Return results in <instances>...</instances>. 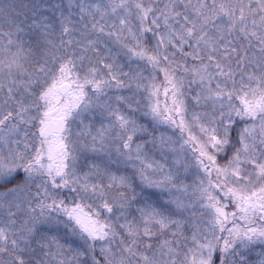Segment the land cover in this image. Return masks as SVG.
Listing matches in <instances>:
<instances>
[{"label": "snow or ice", "instance_id": "1", "mask_svg": "<svg viewBox=\"0 0 264 264\" xmlns=\"http://www.w3.org/2000/svg\"><path fill=\"white\" fill-rule=\"evenodd\" d=\"M68 7L58 42L47 18L29 25L42 48L25 47V22L0 31V252L10 264H101L97 248L103 264H264V0ZM14 10L0 0V16ZM42 228L62 235L40 244L50 259H29Z\"/></svg>", "mask_w": 264, "mask_h": 264}, {"label": "rangeland", "instance_id": "2", "mask_svg": "<svg viewBox=\"0 0 264 264\" xmlns=\"http://www.w3.org/2000/svg\"><path fill=\"white\" fill-rule=\"evenodd\" d=\"M37 4L39 3V5H37V8L34 12H31L30 15L31 16H39L37 19H35L36 21H40L42 18H47V22L50 23L52 26H53V29H54V32H53V36L49 37V38H55L57 39V42H58V39H59V33H60V24H59V20H60V16L61 14L63 13V15L67 16V14H65L62 10V6H53L54 4H50V8H47V11L46 13H43V10L41 12V8H43L41 6V3H43V0H34ZM45 2H55V1H60V0H44ZM61 2H63V5L66 3V5L69 6V4H73V5H76L78 3H80V0H61L60 1V4H62ZM85 2H89V0H85ZM245 3H247V0H244ZM68 10H69V7H68ZM71 12H72V19L73 21H78L79 20V10L78 8L76 7H73L71 9ZM79 26V25H78ZM90 27V25H89ZM4 31V30H3ZM31 33H34L35 36H42L41 38L44 40L45 37H44V33L42 32V30L38 29V28H34L33 31ZM68 38V37H67ZM43 46H44V43H43ZM108 47L111 49V52L113 55H115L117 52H118V45L112 43V42H109L108 43ZM185 51H188V49L186 48ZM0 58H2V54H0ZM179 59V57H177ZM117 62L119 63H126L125 59L123 58H117ZM189 65H191L193 63V61L191 59L188 60L187 62ZM135 65H133L134 67ZM125 71H128V68L125 67L124 69ZM148 73L146 72L145 75H147ZM190 78V77H189ZM195 87V86H194ZM119 95H125V96H129L131 95V93H129L128 91H123L121 93H117ZM4 95L5 93L3 91H0V100H2L4 98ZM195 95V91L193 92H190V93H187V96H188V100H187V103L189 105V109L190 111H202L203 109L200 108V107H196L194 105V102L191 100V96H194ZM133 106L135 107V102H133ZM141 123H145L147 121H145L143 118H141ZM96 127H99V121L96 122ZM161 132H166L167 134H171V130L170 129H167L165 128L164 126H160L155 135H159ZM143 139H146V137H144ZM155 155V158L157 160H161V157L159 155L158 152H154L153 153ZM82 160H85L86 162H89V163H100V164H104V163H107V158L104 157V156H98L96 154H93L91 152H88L85 154V157H82ZM172 161H173V157L171 155L168 156V159H167V166L168 167H173V164H172ZM162 163H164L165 161L161 160ZM84 171H87V167L85 166ZM112 170L114 172H117L118 170L119 171H122L123 170V165L120 164V165H112ZM181 174H182V178H183V170L181 169ZM195 179V176H192V175H189L186 179H184V183L186 184H191L192 181ZM152 197V200L155 201V203L160 206V207H163V208H166V209H170L172 206L171 205H168L166 203V201L169 199L168 196H161L157 190L155 189H147L146 190ZM173 196H182V193H173ZM26 208H27V205H22L21 207V210L23 212L26 211ZM195 211H197V214L198 213V209H194ZM13 211H16V209H13ZM187 215V214H186ZM3 216V213L0 212V217ZM15 219L17 220V215L15 217ZM45 232L42 233L41 236H39V238H37L38 241H40V243H45L47 242L45 236H47L49 239L53 236H60L62 234H60L59 232L53 230V231H49L47 228H45ZM52 234V236L50 234ZM188 235H190V232L187 233ZM61 243L63 242V240L60 241ZM35 243V242H34ZM76 245L73 244V247H75ZM97 250L99 251V248H97ZM256 252H259L260 249L257 248L255 250ZM66 256L70 257L71 255L66 253ZM101 259L97 258L98 260H101V264H103V257L100 255ZM257 257L255 256V254H253L251 256V259L252 260H255ZM12 257L9 256L7 253H3V252H0V261H3V264H10V261H11Z\"/></svg>", "mask_w": 264, "mask_h": 264}, {"label": "trees", "instance_id": "3", "mask_svg": "<svg viewBox=\"0 0 264 264\" xmlns=\"http://www.w3.org/2000/svg\"><path fill=\"white\" fill-rule=\"evenodd\" d=\"M60 1L45 2L43 0V3H41V6L43 7V8H41V12L44 9L43 13H46L47 8H50V4H54L53 6H59V5L62 6V10L65 14L69 13L68 5H66V3L63 5V2H61L62 4H60ZM5 2H8V3L15 5V10L13 11L11 17L8 19L4 18L3 16H0V31H3V30L8 31L10 28V20H12V19L16 20L17 22H25L24 23L25 31L23 33H21L23 40L26 42L25 47L32 46V47H36V48H42L43 43H44V40L41 38L42 36L41 37L35 36L34 33H31L34 28L29 27V25L32 24L33 20H35L39 17V16H31L30 13L34 12L36 10L37 5H39L40 2L38 4L34 0H5ZM158 2L162 6L163 3L166 2V0H158ZM196 2H197V0H192V3H196ZM233 2H235V0H233ZM64 39H68V38L64 37ZM147 39L151 43H153V44L155 43V41L152 38L151 33H149L147 35ZM158 80H162V76L158 77ZM105 182H107V181H105ZM26 215H27L26 211L23 212L22 210H20L19 212H17V220H16L17 226H19L23 222V220L26 218ZM45 231H46L45 228H42L40 233L35 237V239L33 241V245H32V247L35 249V252L28 257L29 259L47 260L50 258H46L44 254L46 252H49V251H55L54 246L51 249L41 248L40 247V244H41L40 241H39V243H37V241H38L37 238H39V236H41L42 233ZM59 233L62 234V230ZM50 235L52 236V234H50ZM45 238H46V240H49V238L47 236H45ZM167 238H169L167 234L160 237V239H167ZM62 243H64V241ZM153 243H156V241H153ZM68 254L72 255V253H68ZM97 258L101 259L98 250H97Z\"/></svg>", "mask_w": 264, "mask_h": 264}]
</instances>
